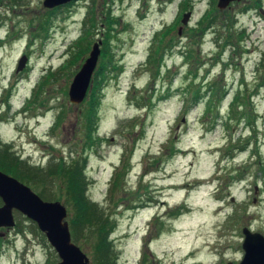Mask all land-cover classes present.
Masks as SVG:
<instances>
[{"label":"rangeland","instance_id":"1","mask_svg":"<svg viewBox=\"0 0 264 264\" xmlns=\"http://www.w3.org/2000/svg\"><path fill=\"white\" fill-rule=\"evenodd\" d=\"M44 1L0 0V149L47 173L86 157L87 196L115 222L113 264H240L242 230L264 234V0L225 9L218 0H79L52 16ZM109 12L117 18L110 35L102 21ZM206 14L216 22L196 31ZM99 39V65L112 64L88 147L94 77L82 103L69 91ZM24 54L28 66L17 71ZM192 82L205 92L189 107ZM213 83L219 116L206 117L203 96ZM238 93L252 119L227 123ZM240 142L247 147L234 149ZM49 178L48 190L22 182L66 206L73 241L95 264L97 234L73 236L66 178ZM14 214L15 228L0 231V264H57L46 235Z\"/></svg>","mask_w":264,"mask_h":264},{"label":"trees","instance_id":"2","mask_svg":"<svg viewBox=\"0 0 264 264\" xmlns=\"http://www.w3.org/2000/svg\"><path fill=\"white\" fill-rule=\"evenodd\" d=\"M209 14H206L204 18L200 21V23L197 26L196 31L198 30L205 31L208 27L212 26L216 22L215 17L213 15L210 16ZM50 15L52 16L53 14L50 13ZM94 19L95 18H93L92 20ZM115 19H117L116 16L112 14L111 12L107 13V16L102 19L103 23L105 24V27H106L105 30L107 31L108 35L113 34V25L115 23ZM49 23H50L49 20L45 22L44 27L48 28ZM94 23H96L97 25L96 20L95 22H93V24L91 23V26L95 29L96 25L94 26ZM84 36L85 38H82L83 42L81 45V50L78 51L79 55L81 53L84 54L87 51V48L84 47L83 43L84 41L88 39L86 35ZM113 37H114L113 35L108 36V42L106 43V47L109 46V42L111 41ZM227 40H228V36H227ZM226 42L224 46L228 45L229 42L231 41L228 40V43ZM160 44L161 42L159 43V45ZM159 49L160 48H157L156 52L159 53L160 52ZM103 52L105 53L106 51L103 50ZM109 62L110 61H107L106 66L102 68L99 65L94 74L95 75L94 76L95 88L93 89V98L91 99L89 103V107L86 111V114H87L86 116L88 120V126H87L88 147H92L94 143L93 136H94V132L97 130L96 126H98L97 125V120H98L97 108L100 103L99 94L97 95V92H98V88L100 87V84L103 85L104 80L106 79L108 66L112 64ZM113 67L114 69H117L118 66L116 64L115 65L113 64ZM194 75L197 76V73H194ZM196 76L194 78H196ZM45 82L46 81L42 82V84H44ZM193 83L194 82L189 84V87L186 91V94H188V92L192 94L189 100V107L197 105L200 101V96L202 95V91L205 92V90L202 89V85H194ZM216 85L217 83L211 84L208 91L203 96V98L206 97V101H207L206 110H205V112L207 113L206 117L208 116L213 117L214 115L216 117L219 116V113L217 112L219 109L215 110V108L219 107V105L216 104V102L219 100V98L216 97L217 92H218L217 87L219 86H216ZM234 97L235 98L232 101L233 103L231 106V112L229 113V116L227 117V120H228L227 123H230V121L233 120L235 116H237L238 118L237 120L239 121H241L243 118L244 119L247 118V120L250 121L252 119L251 112L247 108L242 109L243 106L247 104L246 102L243 101L244 98L242 97V94L238 93ZM214 120H216V118H214ZM234 147H235L234 149L240 148L244 150L247 147V145H244L243 143L240 142L238 145L236 146L234 145ZM173 148H174V151L178 149L175 146H173ZM7 153L8 152H6V150L2 151L0 149V169L6 171L7 173H11L16 178L18 177V179L21 181L22 180L26 181V179L31 180V181L32 180L39 181L44 184L42 187H44L45 190H48L49 185L47 184L51 183L49 175L54 174V173L55 174L61 173L65 176L66 181H67L66 182L67 200L68 202L70 201L72 203L73 210L75 213L74 218L70 220L72 231H73V236L77 237L78 232L80 230H85L87 228H89V230L92 233L95 232L97 234V242L95 246V249H96L95 255L97 256L95 257V264H113L112 263V253H111L113 245H112V241L110 240V235H111V230L113 229L115 225V222L111 221L109 217H105L104 213L101 210H99L92 203L90 198H88L87 196L88 180L86 179V174H85L86 173L85 167L87 163L86 157L82 159V163H79L78 161L76 162L73 161L70 164H66L65 161H59L58 163H56L57 165H55L54 168H50L47 173L46 171H43L40 165L31 166V165L25 164L20 160L19 157H16L13 160L12 155L14 154L10 152L8 155ZM8 158H12V159L9 161ZM259 167L262 170V173L264 174V165H262L261 162L259 163ZM42 195L44 198L46 197V199H50V197H47L44 192L41 193V196ZM35 225L37 224L35 223Z\"/></svg>","mask_w":264,"mask_h":264},{"label":"water","instance_id":"3","mask_svg":"<svg viewBox=\"0 0 264 264\" xmlns=\"http://www.w3.org/2000/svg\"><path fill=\"white\" fill-rule=\"evenodd\" d=\"M71 0H45L44 6L54 8ZM241 0H218L220 9L227 8L232 2ZM190 12L182 19L188 23ZM182 27L179 29L181 33ZM102 40L94 43L89 57L77 72L70 86L69 96L73 103L80 104L86 98L92 83L94 72L101 55ZM23 56L18 69L22 70L27 63ZM0 197L4 205L0 207V227H14L13 210L17 209L34 220L43 231L50 244L55 248L61 260L57 264H90V257L72 239L70 224L67 220L68 210L60 201L44 200L25 183L0 170ZM245 239L244 257L240 264H264V235L248 227L243 229Z\"/></svg>","mask_w":264,"mask_h":264},{"label":"flooded vegetation","instance_id":"4","mask_svg":"<svg viewBox=\"0 0 264 264\" xmlns=\"http://www.w3.org/2000/svg\"><path fill=\"white\" fill-rule=\"evenodd\" d=\"M78 1H79V0H73V1H71L70 3H68V4H66V5H62V6H60V7H61L60 9H63V8H66V7L74 6ZM57 10H59V7H56V8H54V9H52V10H51V13H53V12H55V11H57ZM2 205H3V201H2ZM2 205H1V206H2ZM13 229H14V228H13ZM13 229H9L8 227H1V228H0V231H1V232H5V231H6V233H7V232H10V231L13 230Z\"/></svg>","mask_w":264,"mask_h":264}]
</instances>
